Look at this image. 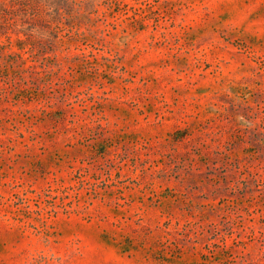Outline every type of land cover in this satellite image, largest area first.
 Here are the masks:
<instances>
[{
    "label": "rangeland",
    "instance_id": "obj_1",
    "mask_svg": "<svg viewBox=\"0 0 264 264\" xmlns=\"http://www.w3.org/2000/svg\"><path fill=\"white\" fill-rule=\"evenodd\" d=\"M0 264H264V0H0Z\"/></svg>",
    "mask_w": 264,
    "mask_h": 264
}]
</instances>
